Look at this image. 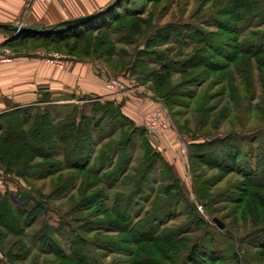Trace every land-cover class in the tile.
Masks as SVG:
<instances>
[{
    "label": "trees",
    "instance_id": "1",
    "mask_svg": "<svg viewBox=\"0 0 264 264\" xmlns=\"http://www.w3.org/2000/svg\"><path fill=\"white\" fill-rule=\"evenodd\" d=\"M150 1L156 3L159 0ZM220 1L226 4L216 11L212 19L201 20L197 25L182 20L162 27L154 25L150 30L154 29L155 32L144 39L146 48L172 41L176 48L190 50L187 54L179 53V56L184 57L180 61L176 57H170L167 51H154L148 56L152 58L148 60L158 67L149 76L157 82V90L163 92L161 95L155 94L154 99L166 107L170 119L179 131L181 129L174 119L170 104L184 106L185 103L181 104V100L193 101L198 88L208 80L209 73L215 72H223L222 77L228 80L221 93L229 89L232 93H241L239 90L242 83L233 86L235 80L231 78V73L226 77V71L236 62L243 64L240 57L256 58L258 55H264V8L253 5L261 0ZM112 3L114 5L110 10L90 22H75L79 19L77 18L42 28L37 32L27 30L24 33H16V37L6 44L20 43L25 40L23 38L55 43L74 39L77 41V49L80 43H85L88 48L86 50L93 53L99 44V37H95V33L104 30L111 34H122L115 42H134L131 36L136 32V27L140 23L150 26L152 20H138L144 7L136 12V6L129 8L130 0H113ZM123 3H126L125 7ZM117 24L121 26L115 30L118 28ZM105 42L106 45L108 40ZM146 48L139 52L142 60L147 54L146 51L148 52ZM215 59L223 60V63L218 65L212 62ZM77 61L97 62L112 71L106 62L97 59L77 57ZM243 67H235L236 72L240 73L239 76L242 75ZM175 74L181 76V81L176 85L171 83ZM221 96L223 95L219 94L215 98ZM186 105L189 106L188 103ZM87 108L89 117L81 115V107H73L63 117L55 119H52V111L49 108L34 114L29 113V108L14 109L0 115V166L4 167V174L20 178L24 182L34 177L52 178L53 192L62 198H68L71 191L78 189L77 183L83 173L95 177L93 180L88 176L81 179L82 188L77 190V196L74 192L69 199L71 208L66 214L72 216L74 213L76 216L67 221L58 211L62 217L56 225L49 222V205L42 201V196L38 197V194L27 190H19L16 193L7 190L0 192V251L6 253L5 258L9 259L10 248L19 244L15 242L5 251L6 238L23 237L25 231L35 224L37 219L43 220L46 217L39 229L42 233L38 237V244L41 252L61 259L62 262L56 264H101L98 257L106 250L129 258L128 262L121 264H181L177 263V258L183 251L185 254L181 258L184 257L186 264H212L203 257V261L197 260V244L189 247L188 237L184 239L183 236L165 229L166 223L172 218L166 217L164 220L161 215L164 209L148 211V206L154 207L153 197L145 196V185L149 182V175L153 173V158L163 166L162 170L159 169V182L164 180L163 171L166 178L168 179V175L171 179L168 189L163 192L166 199L169 198L171 202L177 200L178 193L173 191V187L179 183H176L171 166L160 152L151 148L152 143L145 137L143 128L134 126L123 115L120 105L113 100H95ZM215 109L210 107L203 111L210 113ZM116 132L120 135L119 140L108 143ZM261 133L264 134V130H261ZM136 138L142 140L145 158L141 173L133 170L138 173V177L129 179L127 174L133 157L130 151ZM214 140L219 139H206L204 144H213ZM221 141L223 143L226 140ZM204 144L190 146L199 154V158L204 152ZM243 149L236 151L234 161L229 165L233 171L238 169V174H243L242 177L247 180V183L241 184L243 189L238 190L242 191L244 197L236 202L244 210L243 218L252 219L255 223L254 219L264 218V181L261 180L264 176V155L256 153L254 166L250 164L249 167L247 153ZM238 152L245 156L242 163L245 167L244 173L241 172L243 169L236 167ZM222 161L224 166H227L225 157ZM255 172L262 177L258 176L259 179L253 182L252 176ZM251 188L255 189L250 191ZM196 192L201 203L204 202L205 189L198 185ZM187 208L193 218L192 223H195L194 219L198 218L196 209ZM93 209L95 211L92 213ZM197 221V224L202 222L199 218ZM64 227L69 231V254L60 247L56 238ZM82 234H96V238L86 239ZM111 234H119V240L109 238ZM261 234L264 235L263 222L246 236L258 237ZM258 242H254V245L264 252V236ZM144 246H147V252L143 251ZM142 254L145 255L141 257ZM207 255L209 260L214 257L221 259L222 251H213ZM246 257V253L242 255L234 252L232 259L236 264H249ZM137 259H140V263Z\"/></svg>",
    "mask_w": 264,
    "mask_h": 264
},
{
    "label": "rangeland",
    "instance_id": "2",
    "mask_svg": "<svg viewBox=\"0 0 264 264\" xmlns=\"http://www.w3.org/2000/svg\"><path fill=\"white\" fill-rule=\"evenodd\" d=\"M123 4L125 7L126 3ZM225 4V2L220 0H159L156 3L149 2V0H130L129 8L136 6V12H139L140 8L144 7V11L138 20L142 22L152 20L153 23L151 22L150 26L140 23L136 27V32L131 36L134 42L118 43L115 41L122 34H111L105 30L99 31L95 33V37H99V44L97 49L93 50V53L90 52L91 48L89 49L90 51L86 50L88 48L85 47V43H80L77 49V41L74 39L63 43H55L34 39L26 40V38H23L25 40L20 43H0V45L5 47L13 56L33 54L38 51L40 53H60L66 55L69 58L66 68L70 63L77 62V57L106 62L112 71L96 62L100 77H104L106 80L112 78L119 79L125 86V90L128 88L134 89L135 92L133 94L135 96L149 99L154 98L155 94L161 95L163 92L157 90V82H155L153 77L149 76L158 67L151 60H148L152 59L148 58V56L153 54L154 51H162V53L167 51L170 57H176L180 61L184 57L179 56V53L183 52V54H187L190 51L189 49H182L180 47L176 48L172 44V41L171 43L146 48L144 39L155 32L154 29H150L154 25L162 27L179 20L189 21L197 25L201 20L212 19L216 11L220 7H224ZM253 5L264 8V1L261 0L258 4L254 3ZM196 13L197 15H195ZM116 26L120 27L121 24H117ZM119 27L115 28V30L120 29ZM106 40H108V43L105 45ZM145 48L148 52L146 51V57L144 56V60H142L143 58L139 57V52ZM73 58L76 60H73ZM240 58L243 59L244 63L240 64L236 62L232 64L231 68L226 71V77L229 75L228 73H231V78L233 77V80H235L233 86H238L242 83V87L239 90L241 93H232L230 89L221 93L222 87L228 84L227 78L222 77L224 76L223 72L209 73L208 80L202 87L198 88L196 98L193 101L181 100V104L185 103L184 106L170 104L171 112L174 113V119L181 131L177 130L171 119V129L163 137L151 135L147 132L144 125L142 127L143 133L146 135L145 137L153 141L151 148L153 151L160 152L163 159L171 166L172 174L177 180L176 183H179L178 186L175 185L173 187V191H177L178 193L176 196L177 200L171 202L169 198L166 199L163 195V192L168 189L171 181L170 176L167 175V179L163 171L164 180L163 182H159V169L162 170L163 166L160 161L153 158V173L149 175V182L145 185V196L153 197L154 207L148 206V211L152 210L154 212L158 209H164L161 212L164 220L166 217L172 218L171 221L166 223L165 229L183 236L182 238L184 239L188 237L187 244L189 247L197 244L198 251L196 258L199 262L203 261V257L204 260L208 259V263L212 264H236L232 257L234 252H237L242 255L246 253L248 256L246 258L249 262H253L251 264H264V252L254 245V242L257 243L264 235L261 234L258 236L259 238L257 236H246L262 222L264 223V218L254 219L255 223L252 219L243 218L244 210L240 208V205L236 201L244 197L242 191L238 190H241L243 187L241 184L247 183V180L242 177L243 174H238V169L233 171L230 168V165L234 161V154L243 148L247 153L246 158L248 159L247 165L249 167L250 164L254 166L256 153L264 155V134L261 133V130H264V55H258L256 58H245V56ZM212 62L220 65V63H223V60L215 59ZM248 66L250 67L248 68ZM235 67H243L242 75L239 76L240 73L236 72ZM221 77L225 79L224 82ZM180 81L181 76L176 74L171 79V83L174 85ZM219 94L223 96L215 98ZM87 105L89 104L77 103L76 99L66 106H39L36 107L38 109H31L29 113L34 114L49 108L52 111V119H55L63 117L73 107H81L80 110L78 109L81 115L85 114L89 117ZM160 105L166 109L162 103ZM210 107H215L216 109L210 113L203 111ZM169 117L171 118V116ZM119 138L120 135L116 132L114 138L108 143L112 144L117 139L119 140ZM210 138H218L219 140H214L213 144L205 145L204 141ZM221 139L226 141L222 143ZM198 144L205 145L201 158L198 157L199 154H196L195 149L190 147L191 145ZM130 152L133 157L131 159L130 171L127 174V178L129 179L137 178V174L141 173V167H143L142 163L145 157L141 139H134ZM237 154H239V157L236 167L241 170L243 169L241 172L244 173L245 167L242 163L245 156L241 152ZM224 157L226 158L227 166H224L225 163L222 161ZM133 170H138V173H134ZM3 171L4 167L1 165L0 190H7L11 193L27 190L33 194H38V197L42 196V201H46L47 205H49V212L47 214L49 222L54 225L58 223L59 218L62 216L67 221H70L71 217L76 216L74 213H71L72 216L66 213L71 208L69 202L71 195L76 192L77 196V190L82 188L80 180H83L85 177L87 178V176L90 177V180L95 179L94 176L87 175L86 172L83 173L77 183L78 189L71 191L68 198H62L53 192L54 183H52V178L38 179L34 177L24 182L20 178L4 174ZM258 176L262 177L258 172H255L252 176V181L255 182L259 179ZM261 180L264 181V176ZM198 185H201L205 189L204 202L202 203L196 192ZM254 189L251 188L250 191ZM248 201L249 199L246 202ZM187 207L195 208L197 217L202 222L197 224L198 218H195V223H192L193 218L189 215L190 212ZM58 211L62 216L58 214ZM92 211H95V209ZM169 213H172L174 216L172 217ZM213 218L219 219L224 224V228L220 229L213 222ZM44 219H37L35 224L25 231L23 237L9 236L6 238L4 242L5 251L15 242L19 244H16L14 247L11 246L12 248H10V253L8 254L9 259L5 258L6 253L0 251V256L2 257L1 264H56L62 262L60 258L40 251L38 237L42 233L39 229ZM56 236L60 247L69 254L70 244L67 241L69 237L67 227H64L63 231ZM82 236L86 239L96 238V234H82ZM108 237L119 240L118 237L120 235L111 234ZM146 250L147 246H144L143 251L147 252ZM154 250L157 251L156 248ZM219 250L222 251V258L215 259L214 257L209 260L207 254ZM183 254H185V251L178 255L177 263L186 264L184 257L181 258ZM144 255L142 254L141 257ZM128 259L125 255L119 253L112 254L107 250L98 257L101 264H121L122 262H128ZM137 261L140 263V259H137ZM66 264H70V262H66Z\"/></svg>",
    "mask_w": 264,
    "mask_h": 264
},
{
    "label": "crops",
    "instance_id": "3",
    "mask_svg": "<svg viewBox=\"0 0 264 264\" xmlns=\"http://www.w3.org/2000/svg\"><path fill=\"white\" fill-rule=\"evenodd\" d=\"M112 2L0 0V25L37 32L100 11ZM16 35L10 29L0 28V43H6ZM39 53L19 54L11 63L0 64V115L14 109L66 106L76 99L77 103L89 105L95 100L106 99L118 103L123 115L134 126L142 128L145 114L161 104L154 98L135 96V90L131 88L118 93L110 91L106 86L109 80L99 76L96 62H72L65 70H59Z\"/></svg>",
    "mask_w": 264,
    "mask_h": 264
},
{
    "label": "built area",
    "instance_id": "4",
    "mask_svg": "<svg viewBox=\"0 0 264 264\" xmlns=\"http://www.w3.org/2000/svg\"><path fill=\"white\" fill-rule=\"evenodd\" d=\"M43 1V0H42ZM44 60L59 70H64L68 64L69 58L60 53H39ZM15 56L0 45V64L11 62ZM107 88L115 93L123 92L125 86L119 79H110L107 82ZM143 125L147 132L156 137H163L171 129V122L168 111L161 105L156 109L147 112L144 116ZM2 257L0 256V264Z\"/></svg>",
    "mask_w": 264,
    "mask_h": 264
},
{
    "label": "water",
    "instance_id": "5",
    "mask_svg": "<svg viewBox=\"0 0 264 264\" xmlns=\"http://www.w3.org/2000/svg\"><path fill=\"white\" fill-rule=\"evenodd\" d=\"M113 5H114V3H111L109 6L105 7L104 9H102L100 11H97V12L88 14L86 16L80 17L75 22L86 23V22H90V21H92L94 19H97L100 16H102L103 14H105L108 10H110ZM0 28L10 29L12 32L17 33V34L18 33H24V32L27 31V29L22 28V27L9 28V27L0 25ZM212 220L220 229L224 228V224L219 219L213 218Z\"/></svg>",
    "mask_w": 264,
    "mask_h": 264
}]
</instances>
